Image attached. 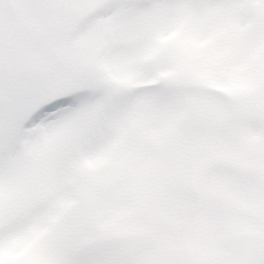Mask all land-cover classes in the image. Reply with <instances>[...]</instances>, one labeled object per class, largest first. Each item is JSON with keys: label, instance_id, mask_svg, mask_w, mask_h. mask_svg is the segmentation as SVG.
<instances>
[{"label": "snow or ice", "instance_id": "obj_1", "mask_svg": "<svg viewBox=\"0 0 264 264\" xmlns=\"http://www.w3.org/2000/svg\"><path fill=\"white\" fill-rule=\"evenodd\" d=\"M0 264H264V0H0Z\"/></svg>", "mask_w": 264, "mask_h": 264}]
</instances>
